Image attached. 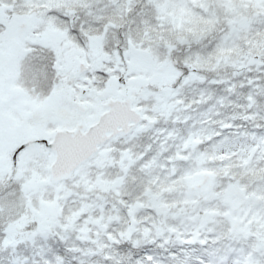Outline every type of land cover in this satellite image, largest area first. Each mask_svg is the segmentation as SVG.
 Wrapping results in <instances>:
<instances>
[{
	"label": "snow or ice",
	"instance_id": "obj_1",
	"mask_svg": "<svg viewBox=\"0 0 264 264\" xmlns=\"http://www.w3.org/2000/svg\"><path fill=\"white\" fill-rule=\"evenodd\" d=\"M0 264H264V0H0Z\"/></svg>",
	"mask_w": 264,
	"mask_h": 264
}]
</instances>
